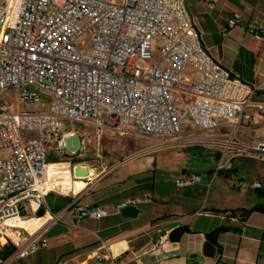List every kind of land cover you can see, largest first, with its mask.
Returning <instances> with one entry per match:
<instances>
[{
	"label": "built area",
	"instance_id": "obj_1",
	"mask_svg": "<svg viewBox=\"0 0 264 264\" xmlns=\"http://www.w3.org/2000/svg\"><path fill=\"white\" fill-rule=\"evenodd\" d=\"M241 18L233 13L223 33ZM249 31L264 39V28ZM12 87L27 102L45 103L35 88L49 91L48 108L11 109L5 91ZM255 92L236 66L222 64L206 48L186 0H0V237H8L14 220L42 206L49 214L22 245L5 240L16 249L0 264L48 247V231L65 213L78 220L109 215L108 209L77 198L58 213L47 199L50 158L81 156L86 150L81 136L82 150L67 151V138L77 134L79 121L161 144L214 147V176L234 175L236 189L262 188L260 180L235 177L234 171L237 158L264 162V131L255 143L239 134L245 120L250 128L264 120V102L253 101ZM212 129L218 132L199 134ZM201 178L188 173L176 182L183 187ZM138 200L128 198L121 206ZM168 235L159 228L153 247ZM102 247L107 251L95 253L100 264H116L110 246Z\"/></svg>",
	"mask_w": 264,
	"mask_h": 264
},
{
	"label": "crops",
	"instance_id": "obj_2",
	"mask_svg": "<svg viewBox=\"0 0 264 264\" xmlns=\"http://www.w3.org/2000/svg\"><path fill=\"white\" fill-rule=\"evenodd\" d=\"M212 1L213 6L209 0H186L204 45L228 67L236 66L238 61L245 69L252 67L256 87L253 101L264 102V39L249 31L252 26L264 28V0ZM235 12L241 14V21L224 34L223 28ZM49 103H41L38 110L47 109ZM80 123L84 125L83 128H78ZM249 123V120L244 121L239 134L243 140L255 143L264 131V120L253 124V128L249 127ZM77 125V135L84 136L87 143L95 148L94 152L97 150L99 153L102 146L111 150L102 138L106 128L100 130L91 121H79ZM108 131L111 134L117 133ZM84 156L86 154L78 157ZM239 160L237 158L234 162L235 177L241 176L248 181L260 180L264 189V162H261L263 167L252 174L240 169ZM104 163L110 164L109 171L100 170L95 176L82 179L73 177L67 169L70 166L68 162H49L45 191L54 211H64L77 198L81 204L108 209L109 215L100 219L78 220L72 213H65L63 221L53 224L48 231L50 250L38 255L41 249L16 260V264H100L95 253L107 251L102 247L104 243L110 246L109 252L116 264H191L193 260L198 264H264V212L252 211L244 217L239 211L264 204L261 199L248 194L258 189L238 192L229 189L225 191L216 186L207 192L209 196L206 198V184L197 187L201 178L199 182L183 187L176 182L177 187L182 189L160 193L155 187L146 185L147 182L140 176L141 172L103 184L118 166H113L108 160ZM208 173L212 174V169ZM222 191L225 197L220 200L218 194ZM148 193L152 195L151 201L144 200ZM128 198L139 199L135 204L140 210L136 217L122 214L121 205ZM214 208L235 210V216L216 212ZM48 220L49 217L37 213L19 218L15 225L14 221L12 223V232L18 234L13 236L11 232L8 237H0V244L4 245L5 240L10 238L15 245L20 246ZM222 225L230 227L218 236L222 252L213 243L216 254L205 255V244L209 241L207 234ZM177 226L182 227L178 241H172L168 236L163 244L153 247V239L158 235L159 228L169 234ZM183 227L190 230H184Z\"/></svg>",
	"mask_w": 264,
	"mask_h": 264
},
{
	"label": "rangeland",
	"instance_id": "obj_3",
	"mask_svg": "<svg viewBox=\"0 0 264 264\" xmlns=\"http://www.w3.org/2000/svg\"><path fill=\"white\" fill-rule=\"evenodd\" d=\"M35 89L41 95L44 102H50L51 95L49 91L38 87ZM5 96L11 109L15 111L38 110L42 106L41 102L21 101L20 92L16 87L7 89L5 91ZM221 122L224 123L227 121L221 120ZM77 126L78 128L84 127L82 123ZM108 130L117 133L111 134ZM216 132V129H212L201 131L199 134L210 136ZM102 138L107 147L111 149L110 151L102 146L99 153L97 150L94 152L93 150L95 148L92 144L89 145L86 139V146L87 144L88 146L83 152V155L86 154V156H76L77 158H75V160L96 165L102 172H107L110 169V164L107 165L104 163L106 160L110 161L113 166L118 165L114 168V173L107 178L103 184H109L117 179H124L131 174L141 172L140 176H143L147 182L146 185H150L153 188L155 187L157 192L165 193L176 190V188H180L176 185L178 178H184L188 173H196L202 177V180L197 187L199 188L203 183L206 184V198L209 196L207 195V192L212 187L216 186L225 191L229 189L238 190V192H246L245 189H234V187H231L233 186L234 175L229 177L225 175H216L212 178L211 175H213V173H208L209 170L214 169L217 163L216 149L214 147H207L205 151L200 153H189L186 151V147H182L174 143L161 144V141L157 138L140 134L123 133L110 128H106L103 131ZM151 147L153 148L150 150L149 148ZM80 150H82L81 137L77 134L69 136L67 138V151L78 152ZM64 161L70 164V166H67V169L73 175V161L69 160V158ZM239 161L241 163L239 166L240 169L248 170L252 174H254L256 170H260L263 167L261 163L263 161L254 158L244 157L240 158ZM215 179L216 181L214 182ZM248 194L259 198L264 202V196L258 191H250ZM214 195L215 193L213 192L212 196ZM218 195L220 200H223L225 197L223 191L219 192ZM48 250H50V246L42 249L37 254H43ZM15 262L16 261L11 264H16Z\"/></svg>",
	"mask_w": 264,
	"mask_h": 264
},
{
	"label": "water",
	"instance_id": "obj_4",
	"mask_svg": "<svg viewBox=\"0 0 264 264\" xmlns=\"http://www.w3.org/2000/svg\"><path fill=\"white\" fill-rule=\"evenodd\" d=\"M206 150L205 146L198 145H188L186 146V151L189 153H200ZM100 172V168L96 165L90 164L88 162H77L73 165V175L76 178H89L93 177ZM228 176V175H226ZM139 208L135 204H128L122 207V214L128 217H136L139 213ZM39 216H44L46 214V208L44 206L40 207L37 211ZM182 227L177 226L172 229L169 233V238L172 241H178L181 237ZM205 255L214 256L216 254V248L211 241H207L205 244Z\"/></svg>",
	"mask_w": 264,
	"mask_h": 264
},
{
	"label": "trees",
	"instance_id": "obj_5",
	"mask_svg": "<svg viewBox=\"0 0 264 264\" xmlns=\"http://www.w3.org/2000/svg\"><path fill=\"white\" fill-rule=\"evenodd\" d=\"M236 67L239 69L242 76L246 80H248L254 84V70L252 67L245 69L240 64L239 61L237 62ZM67 158H69V160L73 161L74 164L80 161V160H75V158H77L76 156L75 157L64 156V158H57V157L53 158V157H51L50 162L64 161V160H67ZM258 192L264 196V189L260 188V189H258ZM213 210L216 212H219V213H221V212L228 213L229 216H235L234 213L236 212L235 210H221L218 208H214ZM239 211L242 212V216H244V217L248 216L249 213L252 211L264 212V204L263 203L256 204L251 209L242 208V209H239ZM183 229L184 230H190V228H188V227H183ZM229 229H230L229 226L222 225V226L216 228L215 230H213L207 234L208 240L211 241L212 243L216 244L218 246V250L220 252H222V246L220 244H218V236L220 235L221 232H224V231L229 230ZM15 249H16V246L10 240L8 242H5V244L2 245V248H0V259L1 258L3 259V258L10 256L14 252Z\"/></svg>",
	"mask_w": 264,
	"mask_h": 264
},
{
	"label": "bare ground",
	"instance_id": "obj_6",
	"mask_svg": "<svg viewBox=\"0 0 264 264\" xmlns=\"http://www.w3.org/2000/svg\"><path fill=\"white\" fill-rule=\"evenodd\" d=\"M45 217H49V214H46V215H44ZM19 221V219L18 220H16V221H14V225L17 223ZM13 236H16L18 233L17 232H12L11 233ZM10 234V235H11Z\"/></svg>",
	"mask_w": 264,
	"mask_h": 264
}]
</instances>
